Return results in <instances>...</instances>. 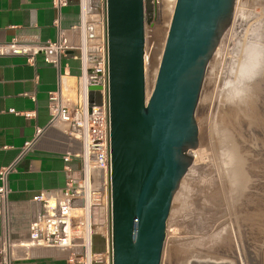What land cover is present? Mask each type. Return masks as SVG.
<instances>
[{
  "label": "water",
  "instance_id": "obj_1",
  "mask_svg": "<svg viewBox=\"0 0 264 264\" xmlns=\"http://www.w3.org/2000/svg\"><path fill=\"white\" fill-rule=\"evenodd\" d=\"M235 0H174L146 95L152 0H105L110 264H159L170 202L198 146L194 110ZM101 242L93 247L102 251Z\"/></svg>",
  "mask_w": 264,
  "mask_h": 264
},
{
  "label": "rangeland",
  "instance_id": "obj_2",
  "mask_svg": "<svg viewBox=\"0 0 264 264\" xmlns=\"http://www.w3.org/2000/svg\"><path fill=\"white\" fill-rule=\"evenodd\" d=\"M173 4L174 0H152V14L144 26L147 94ZM237 92L243 93L239 99ZM259 115H264V0H235L204 72L194 110L198 146L189 151L190 165L170 202L159 264H264V230L259 239L255 234L257 241L245 239L243 193L234 172L259 160L252 149L259 146Z\"/></svg>",
  "mask_w": 264,
  "mask_h": 264
},
{
  "label": "crops",
  "instance_id": "obj_3",
  "mask_svg": "<svg viewBox=\"0 0 264 264\" xmlns=\"http://www.w3.org/2000/svg\"><path fill=\"white\" fill-rule=\"evenodd\" d=\"M78 16V0H68L59 18L67 35L79 33V29L70 31L78 24ZM54 17L51 0H0V43L53 40ZM79 75V59L70 51L60 56L58 67L45 63L41 53L32 61L21 55L0 56V167L14 161L24 143L31 141L6 174L0 245L27 240L28 223L40 211L32 196L56 193L67 180L79 177L76 128L61 122L50 124L47 100L48 92L59 90L66 104L72 101ZM36 128L42 129L37 135ZM12 253L11 264H64L65 249L15 246Z\"/></svg>",
  "mask_w": 264,
  "mask_h": 264
},
{
  "label": "built area",
  "instance_id": "obj_4",
  "mask_svg": "<svg viewBox=\"0 0 264 264\" xmlns=\"http://www.w3.org/2000/svg\"><path fill=\"white\" fill-rule=\"evenodd\" d=\"M68 0H51L55 11L53 40L36 44H23L15 40L0 43L1 55H21L32 61L37 53L45 63L58 67L60 56L70 51L80 62V75L74 87V98L66 104L59 90L48 92L49 123H66L76 128L80 149L79 177L69 179L58 192L38 193L32 196L40 211L28 223V236L24 242L0 245V264H11L12 249L22 246L65 249L64 264H110V186H109V133L106 103V39L105 0L86 2L78 0V24L69 36L60 27V10ZM100 95H96L95 92ZM98 98V99H97ZM25 115H29L26 113ZM36 128L35 134L41 132ZM24 143L18 156L10 164L0 167V206L8 187L6 174L20 155L30 147ZM67 160V157L63 158ZM97 226V230H93ZM99 237L102 251H94V236Z\"/></svg>",
  "mask_w": 264,
  "mask_h": 264
},
{
  "label": "bare ground",
  "instance_id": "obj_5",
  "mask_svg": "<svg viewBox=\"0 0 264 264\" xmlns=\"http://www.w3.org/2000/svg\"><path fill=\"white\" fill-rule=\"evenodd\" d=\"M83 1H84L85 9L88 8V6L86 7V2L89 3L90 1L89 0H83ZM87 12L88 10L86 9L84 13L87 14ZM95 94L100 96L97 93V91L95 92ZM259 117L260 119H258L259 121L258 128L260 130L258 133L255 131L256 134L255 138L257 141V145L259 144V146L256 149H254V146L253 147L250 146L252 147L253 150H255L254 151L256 153L255 155L259 156V160L256 161V163L254 162L250 163L249 160H247L249 162L248 163L249 165L248 164H246L245 166L240 165V167L238 166L237 170L234 171L237 173V175L235 174L238 179L237 183L242 188V193H243V199H242L243 201L241 203V214H242L241 224L243 225L242 228L246 231V233H248L245 236L246 237L245 239L247 241H251L252 239L255 238V234L258 236L261 234L260 231L264 230V115H259ZM254 127L256 126L254 125ZM256 129L257 128H255V130ZM239 136H241V134ZM244 162L246 161L244 160ZM257 238L259 239L260 237L258 236ZM255 240L256 239H254V241Z\"/></svg>",
  "mask_w": 264,
  "mask_h": 264
},
{
  "label": "clouds",
  "instance_id": "obj_6",
  "mask_svg": "<svg viewBox=\"0 0 264 264\" xmlns=\"http://www.w3.org/2000/svg\"><path fill=\"white\" fill-rule=\"evenodd\" d=\"M242 95H243V93L237 92L235 95V99H239Z\"/></svg>",
  "mask_w": 264,
  "mask_h": 264
},
{
  "label": "trees",
  "instance_id": "obj_7",
  "mask_svg": "<svg viewBox=\"0 0 264 264\" xmlns=\"http://www.w3.org/2000/svg\"><path fill=\"white\" fill-rule=\"evenodd\" d=\"M95 238V237H94ZM94 240V239H93ZM95 242H97V240H94ZM94 264H100V263H94Z\"/></svg>",
  "mask_w": 264,
  "mask_h": 264
}]
</instances>
